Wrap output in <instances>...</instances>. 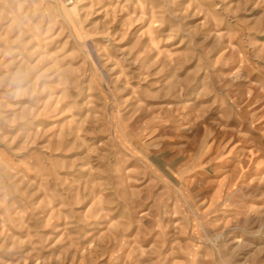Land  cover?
I'll return each mask as SVG.
<instances>
[{"label": "rangeland", "instance_id": "1", "mask_svg": "<svg viewBox=\"0 0 264 264\" xmlns=\"http://www.w3.org/2000/svg\"><path fill=\"white\" fill-rule=\"evenodd\" d=\"M0 264H264V0H0Z\"/></svg>", "mask_w": 264, "mask_h": 264}]
</instances>
